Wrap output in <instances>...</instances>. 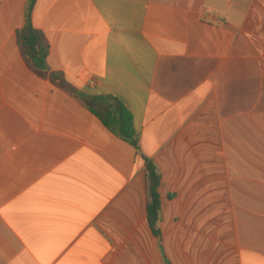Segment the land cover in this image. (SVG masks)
Masks as SVG:
<instances>
[{"label": "crops", "instance_id": "1", "mask_svg": "<svg viewBox=\"0 0 264 264\" xmlns=\"http://www.w3.org/2000/svg\"><path fill=\"white\" fill-rule=\"evenodd\" d=\"M28 1L0 0V264H264V0H37L47 77Z\"/></svg>", "mask_w": 264, "mask_h": 264}, {"label": "trees", "instance_id": "2", "mask_svg": "<svg viewBox=\"0 0 264 264\" xmlns=\"http://www.w3.org/2000/svg\"><path fill=\"white\" fill-rule=\"evenodd\" d=\"M37 0H29L26 6L25 26L17 32V44L20 47L24 59L30 68L41 77H47L49 74L48 56L50 54V45L43 32L36 29L32 24V15ZM51 81L59 87L70 92L74 90L68 87L64 80L58 75H51ZM119 134L125 140L129 141L136 148L139 147V137L133 127L132 116L125 110L121 111ZM147 179L146 188L148 194V223L153 234L160 236L159 224L161 221V197L159 193L161 177L157 166L145 158Z\"/></svg>", "mask_w": 264, "mask_h": 264}]
</instances>
